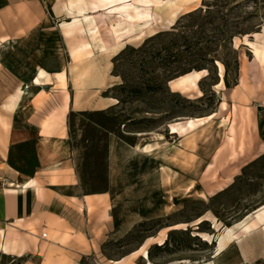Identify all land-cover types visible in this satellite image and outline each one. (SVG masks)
Wrapping results in <instances>:
<instances>
[{"label":"rangeland","instance_id":"1","mask_svg":"<svg viewBox=\"0 0 264 264\" xmlns=\"http://www.w3.org/2000/svg\"><path fill=\"white\" fill-rule=\"evenodd\" d=\"M82 1L86 11L76 24L69 6L77 0L43 6L45 24L86 30L76 41L91 43L77 49L79 56L125 40L114 59L119 85L109 93L117 107L69 117L84 190L111 193L118 233L105 252L119 256L150 236L152 264L204 261L216 230L264 203V60L246 42L264 44V0H163L155 9L139 0ZM39 35L48 48L60 47L54 33ZM22 55L7 48L6 90L17 83L10 71L26 68ZM195 71H202L197 88L173 89L172 82ZM27 153L30 146L14 154ZM199 217L208 220L196 230ZM162 239L167 244L158 248ZM18 262L0 254V264Z\"/></svg>","mask_w":264,"mask_h":264},{"label":"crops","instance_id":"2","mask_svg":"<svg viewBox=\"0 0 264 264\" xmlns=\"http://www.w3.org/2000/svg\"><path fill=\"white\" fill-rule=\"evenodd\" d=\"M43 4L0 0V254L15 257L17 264H82L83 258L94 264H152L143 257L145 240L119 256L105 252L118 233L111 193L84 190L71 145V115L105 113L118 105L109 94L119 85L113 71L118 50L98 52L91 46L89 55L79 56L77 49L91 43L89 37L76 41L86 30L45 24ZM49 31L60 47L44 44L47 37L39 33ZM7 48L22 50L26 60L24 70L10 71L17 82L10 90L5 88ZM51 50L52 67L46 64ZM18 90L22 93L9 105ZM29 146V155L15 156ZM257 207L229 226L232 238L219 253L226 227L216 230L208 259L184 264H264V213L254 212Z\"/></svg>","mask_w":264,"mask_h":264},{"label":"bare ground","instance_id":"3","mask_svg":"<svg viewBox=\"0 0 264 264\" xmlns=\"http://www.w3.org/2000/svg\"><path fill=\"white\" fill-rule=\"evenodd\" d=\"M138 1V0H137ZM141 3H143L145 7H152L153 9L155 8H160L163 4V0H139ZM186 2L188 1H191V0H185ZM140 3V6H142ZM125 4V3H124ZM70 10L72 14H80L82 16V14H84V12L86 11V7H85V3L82 1V0H77L76 4H71L70 6ZM88 7V6H87ZM112 8V7H111ZM88 9V8H87ZM80 15H75L73 17V24H76L78 22H80V19H79V16ZM83 17V16H82ZM104 19V18H103ZM102 19V20H103ZM102 23V22H101ZM143 33V32H141ZM141 33H139L138 35H141ZM253 36L254 35H258V33H254L252 34ZM260 35H262V33H260ZM246 39V38H245ZM247 40V39H246ZM257 40V39H256ZM255 40V41H256ZM247 44H249L251 46V48L253 49V53H254V56L257 57L258 59L260 60H264V44H258L257 42H254V41H246ZM125 46V40L123 41H120V42H117V43H114L112 45H103V47L101 49H103L102 51L106 52V51H111V50H116L118 48H122ZM219 69H220V73H222L223 71V67H222V64L219 63ZM200 72L202 71H195V72H191V73H188L186 74L185 76H180V79L176 82L173 83V87H176V88H180V89H190L191 87L192 88H197V81L199 80V77H200ZM204 72V71H203ZM39 73V72H38ZM201 78V77H200ZM44 79V78H43ZM42 80V79H40ZM201 80V79H200ZM38 81V80H37ZM43 82V81H42ZM22 90V89H21ZM21 90H18L14 95H12L10 97V101H9V105H12L14 100H16L18 97H19V94L22 93ZM201 92V91H200ZM199 92V93H200ZM213 115V114H212ZM210 115V116H212ZM170 132L171 133H175L176 132V128L175 126L171 125L170 127ZM7 187L9 188H13L15 187V184L13 183H8L7 184ZM258 208V207H257ZM254 212H262L264 213V205L260 206L257 210H255ZM203 220H208V219H204L202 217H199L197 218L193 224H199L200 222H202ZM214 223V222H213ZM214 227H215V224H214ZM224 235L220 237V240L218 242V247L216 248L215 250V253H219L223 247H224V241L232 238V229L229 228V227H226L225 228V231H224ZM197 236H200L204 241L206 242H211L210 240V236L206 233H203V232H196L195 233ZM153 237H147V240H150L152 239ZM164 239L160 240L158 242V244H163L164 243ZM148 250H145L143 251V257L147 260L149 259L148 258ZM148 264H149V261H148Z\"/></svg>","mask_w":264,"mask_h":264},{"label":"trees","instance_id":"4","mask_svg":"<svg viewBox=\"0 0 264 264\" xmlns=\"http://www.w3.org/2000/svg\"><path fill=\"white\" fill-rule=\"evenodd\" d=\"M200 68H204V67H200ZM113 216H114V214H113ZM114 221H115V226L118 227L117 220L115 219V217H114ZM149 237H150V236H149ZM146 238H147V237H145L143 240H145ZM167 241H168V239H166V240L164 241L163 244H158L157 247H158V248H161L163 245L167 244ZM141 243H142V242H141ZM148 258H149L151 261H152L153 258H154L150 250L148 251ZM85 260H87V258H83V259H82V264H85Z\"/></svg>","mask_w":264,"mask_h":264},{"label":"water","instance_id":"5","mask_svg":"<svg viewBox=\"0 0 264 264\" xmlns=\"http://www.w3.org/2000/svg\"><path fill=\"white\" fill-rule=\"evenodd\" d=\"M198 225L199 224H196L195 227H194V229L198 230L199 229Z\"/></svg>","mask_w":264,"mask_h":264},{"label":"built area","instance_id":"6","mask_svg":"<svg viewBox=\"0 0 264 264\" xmlns=\"http://www.w3.org/2000/svg\"><path fill=\"white\" fill-rule=\"evenodd\" d=\"M42 236L45 237V234H43Z\"/></svg>","mask_w":264,"mask_h":264}]
</instances>
